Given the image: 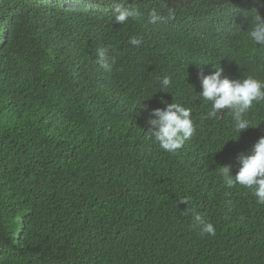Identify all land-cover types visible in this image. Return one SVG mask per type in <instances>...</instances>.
I'll list each match as a JSON object with an SVG mask.
<instances>
[{
    "label": "trees",
    "instance_id": "trees-1",
    "mask_svg": "<svg viewBox=\"0 0 264 264\" xmlns=\"http://www.w3.org/2000/svg\"><path fill=\"white\" fill-rule=\"evenodd\" d=\"M121 2L0 0V264H264V204L218 174L228 164L235 175L240 148L264 135V102L246 113L247 138L227 109L207 119L209 104L174 154L146 132L154 106L191 94L196 71L264 81V45L224 50L228 17L248 24L262 0H126L139 15L124 24ZM153 8L175 18L150 23ZM101 46L111 71L97 63ZM167 171L182 189L163 182Z\"/></svg>",
    "mask_w": 264,
    "mask_h": 264
},
{
    "label": "clouds",
    "instance_id": "clouds-1",
    "mask_svg": "<svg viewBox=\"0 0 264 264\" xmlns=\"http://www.w3.org/2000/svg\"><path fill=\"white\" fill-rule=\"evenodd\" d=\"M125 3L126 0L115 5L114 19L120 24L139 15L137 9L126 7ZM249 8L253 16L248 17L250 19L248 24L247 21L243 22L244 17H239L238 12L234 13L231 18L228 17L224 47L226 56H232V53L239 54L241 51H254L264 45V0ZM174 18L175 13L171 8L167 10V15L162 14L156 8L151 9L148 14L149 22L153 24ZM141 42L142 37L130 38V43L134 46H139ZM256 61L258 58H254V62ZM97 63L105 71H111L115 64L111 52L105 46L97 49ZM214 69L215 71L211 73L199 70L192 74V84L196 83V86L182 102L172 101L163 104L162 108L157 105L151 109L152 118L147 121L148 130L146 132L154 137L155 142L165 152L174 154L184 145L185 141L192 138L196 131L192 119L194 110L206 108L207 104L211 107L206 114L207 119L222 117L227 109V112L231 114L233 129L238 133V137L243 139L250 135L251 126L250 121L246 119V113L254 102H264V81L252 75L230 79L223 75L221 67ZM171 83V76L162 77L160 79L161 91L166 93ZM240 150L242 151L236 157L239 164L236 174H232V165L228 164L221 165L218 174L227 188L231 189L237 184L249 188L257 202L264 204V135H261L258 140L254 138V135H250L246 145ZM196 174L187 191H194L196 188ZM181 176L182 174L177 171H167L162 175V179L166 185L179 190L183 186ZM130 187H124L120 192L125 200L130 199ZM180 202L187 203V198ZM195 220L201 226L202 234L215 236L216 229L211 222L205 221L200 215H196Z\"/></svg>",
    "mask_w": 264,
    "mask_h": 264
}]
</instances>
